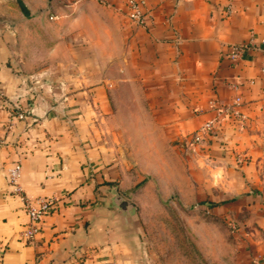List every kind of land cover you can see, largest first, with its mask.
<instances>
[{
    "label": "crops",
    "instance_id": "crops-1",
    "mask_svg": "<svg viewBox=\"0 0 264 264\" xmlns=\"http://www.w3.org/2000/svg\"><path fill=\"white\" fill-rule=\"evenodd\" d=\"M228 2L147 0L146 22L138 23L128 15L127 0H49L52 19L70 16L67 27L39 21L47 8L25 2L29 15L36 14L35 29L51 31L44 57L37 54L38 44L26 41L23 10L8 9L18 18L0 22V92L7 101L0 121L17 101L28 116L16 121L0 145V264H139L114 201L139 179L124 160L123 133L112 126L117 112L109 94L119 80L132 81L143 100L139 123L148 141L166 145L184 173L211 175L205 181L195 177L196 185L208 182L239 194L226 197L220 207L235 208L239 224L251 226L240 230L242 245L264 257V196L255 190H264V0H233L230 13ZM96 26L114 34L98 42ZM75 29L82 31L83 48L105 44L108 49L97 57L75 54L68 33L59 38V30ZM249 42L239 62L224 55L229 46ZM60 46H66L65 56H57ZM112 61L119 64L117 78L106 69ZM60 65L66 69L60 71ZM230 82L241 83L249 124L228 128L210 143L191 142L189 134L212 115L211 100L236 93ZM18 158L25 193L32 199L57 197L29 241L21 238L28 220L24 200L7 178V167Z\"/></svg>",
    "mask_w": 264,
    "mask_h": 264
},
{
    "label": "rangeland",
    "instance_id": "rangeland-1",
    "mask_svg": "<svg viewBox=\"0 0 264 264\" xmlns=\"http://www.w3.org/2000/svg\"><path fill=\"white\" fill-rule=\"evenodd\" d=\"M24 1L42 4L47 8L39 21L71 26L68 14L51 18L49 0ZM60 2L63 3V0ZM8 9L21 11L19 1L0 0V22H5L7 17L18 18L13 11L8 14ZM20 14L27 21L23 26L26 41L31 47L38 44L37 54L44 57L49 53L47 40L51 31L35 29L38 26L33 18L36 14L27 16L22 11ZM59 33L60 39L63 33H68L65 35L66 40H73L75 54L83 57L87 54L97 57L102 54L99 52L101 49H108L105 44L97 45L95 49L83 48L80 45L83 42L78 38L81 29L71 32L59 30ZM95 34L99 42L105 40L106 35H113L114 29L96 26ZM56 53L58 57L65 56L66 46H60ZM9 64L13 66V63ZM64 69L59 66L60 71ZM106 69L112 77H119L118 63L109 62ZM134 86L132 81H114L112 87L116 90L109 94L112 109L117 112L112 117V126L123 133L124 160L134 171L137 170L139 177L132 188L121 190L122 196L131 202L129 209L123 210L116 204L123 236L133 250L134 259L139 264H263V256L253 254L249 246L242 245L241 231L250 230L251 226L245 228L239 224L241 215H233L235 208L211 203L226 201V197L237 198L239 194L227 193L219 185H210L208 182L196 185L193 180L195 177H202L205 181L211 175H195L189 171L184 173L179 157L164 150L166 145L160 140L146 139L148 131L139 123L144 103L140 95L134 92ZM16 103L27 108L19 101ZM227 177L235 176L229 173ZM255 190L264 196V190L257 187Z\"/></svg>",
    "mask_w": 264,
    "mask_h": 264
},
{
    "label": "built area",
    "instance_id": "built-area-1",
    "mask_svg": "<svg viewBox=\"0 0 264 264\" xmlns=\"http://www.w3.org/2000/svg\"><path fill=\"white\" fill-rule=\"evenodd\" d=\"M147 0H127L128 15L138 23H145L147 12L145 9ZM234 10L233 0H229L226 6V12ZM264 42V41H263ZM251 42L233 44L229 46L224 55L232 58L234 62H239L243 54L249 48ZM261 72L264 76V57L261 61ZM252 82V80H250ZM230 87L236 93L230 99L213 98L211 100L212 115L207 118L197 129L189 134L191 142L210 143L213 139L222 136L226 129L245 128L250 120L249 115L243 110L245 103L243 95L240 93V82H230ZM7 101L5 94L0 92V111L5 108ZM28 116V110L23 108L19 103L11 105L8 116L0 121V145L6 143L8 133L13 129L17 120L25 119ZM238 161L246 160L243 154L237 155ZM22 161L20 158L13 160L7 167V178L11 191L19 195L24 200V206L28 214V220L21 230V238L25 241L33 239L40 230V226L56 206L57 197L52 195H40L35 199L30 198L21 184Z\"/></svg>",
    "mask_w": 264,
    "mask_h": 264
},
{
    "label": "water",
    "instance_id": "water-1",
    "mask_svg": "<svg viewBox=\"0 0 264 264\" xmlns=\"http://www.w3.org/2000/svg\"><path fill=\"white\" fill-rule=\"evenodd\" d=\"M114 201L123 210L129 209V206H131V202L124 198L122 194L118 192L114 195Z\"/></svg>",
    "mask_w": 264,
    "mask_h": 264
},
{
    "label": "trees",
    "instance_id": "trees-1",
    "mask_svg": "<svg viewBox=\"0 0 264 264\" xmlns=\"http://www.w3.org/2000/svg\"><path fill=\"white\" fill-rule=\"evenodd\" d=\"M18 1H19L20 7H21V9L23 10V12H24L26 15H29V14H30V10H29V8L27 7V5H26V3L24 2V0H18ZM107 183H108V184H113V185H115V186L118 185V182L115 181V180H114V181H112V180L107 181ZM223 202H224V201L211 202V203L217 205V204H222Z\"/></svg>",
    "mask_w": 264,
    "mask_h": 264
}]
</instances>
